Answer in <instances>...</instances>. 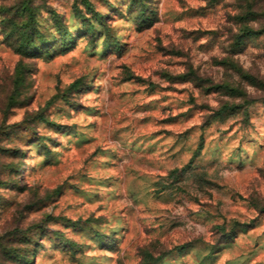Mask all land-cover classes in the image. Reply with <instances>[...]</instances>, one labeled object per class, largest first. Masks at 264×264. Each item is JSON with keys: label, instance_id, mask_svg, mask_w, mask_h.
<instances>
[{"label": "rangeland", "instance_id": "obj_1", "mask_svg": "<svg viewBox=\"0 0 264 264\" xmlns=\"http://www.w3.org/2000/svg\"><path fill=\"white\" fill-rule=\"evenodd\" d=\"M0 264H264V0H0Z\"/></svg>", "mask_w": 264, "mask_h": 264}, {"label": "clouds", "instance_id": "obj_2", "mask_svg": "<svg viewBox=\"0 0 264 264\" xmlns=\"http://www.w3.org/2000/svg\"><path fill=\"white\" fill-rule=\"evenodd\" d=\"M40 31L44 33L46 40L42 41L39 38H34L31 45L27 48V51L34 55L43 54L45 49L64 51L76 43L75 34H73L72 40L67 39L65 41L62 39V34L55 28H48V26L45 25L43 29H40ZM41 115H46V113H42Z\"/></svg>", "mask_w": 264, "mask_h": 264}]
</instances>
